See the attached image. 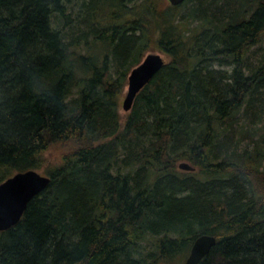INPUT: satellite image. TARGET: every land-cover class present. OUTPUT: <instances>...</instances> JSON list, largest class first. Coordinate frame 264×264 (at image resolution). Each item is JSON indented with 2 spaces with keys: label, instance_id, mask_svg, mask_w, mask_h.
Wrapping results in <instances>:
<instances>
[{
  "label": "trees",
  "instance_id": "1",
  "mask_svg": "<svg viewBox=\"0 0 264 264\" xmlns=\"http://www.w3.org/2000/svg\"><path fill=\"white\" fill-rule=\"evenodd\" d=\"M159 2L0 0V184L50 179L0 264H264V0Z\"/></svg>",
  "mask_w": 264,
  "mask_h": 264
},
{
  "label": "water",
  "instance_id": "2",
  "mask_svg": "<svg viewBox=\"0 0 264 264\" xmlns=\"http://www.w3.org/2000/svg\"><path fill=\"white\" fill-rule=\"evenodd\" d=\"M169 5L176 7L186 0H167ZM165 61L158 53L144 56L142 61L129 72L125 94L122 99V110L128 113L137 94L158 74ZM178 168L183 171H193L186 163ZM50 184V179L36 171L16 173L0 184V232H5L18 224L29 202L41 194ZM216 239L202 235L192 243L185 264H199L215 246Z\"/></svg>",
  "mask_w": 264,
  "mask_h": 264
},
{
  "label": "rangeland",
  "instance_id": "3",
  "mask_svg": "<svg viewBox=\"0 0 264 264\" xmlns=\"http://www.w3.org/2000/svg\"><path fill=\"white\" fill-rule=\"evenodd\" d=\"M159 5H160V7L163 8V7H166L168 5V2H167V0H160ZM177 11L180 12L181 10L177 9ZM161 56L163 57L164 61L166 62L167 61L166 57H164L163 55H161ZM124 94H125V92L123 93V95L121 97V100H120V111H119V114H120L121 118H123L124 115H125V113L122 110V106H121ZM60 153H61V151L59 149H51L46 154L47 165L58 163V157H59ZM39 173L41 174L42 172H39ZM172 264H179V263L176 261L175 263H172ZM182 264H184V261H182Z\"/></svg>",
  "mask_w": 264,
  "mask_h": 264
},
{
  "label": "bare ground",
  "instance_id": "4",
  "mask_svg": "<svg viewBox=\"0 0 264 264\" xmlns=\"http://www.w3.org/2000/svg\"><path fill=\"white\" fill-rule=\"evenodd\" d=\"M209 236V235H208Z\"/></svg>",
  "mask_w": 264,
  "mask_h": 264
}]
</instances>
